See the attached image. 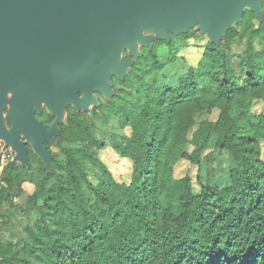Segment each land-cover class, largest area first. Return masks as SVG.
Wrapping results in <instances>:
<instances>
[{
    "label": "trees",
    "instance_id": "obj_1",
    "mask_svg": "<svg viewBox=\"0 0 264 264\" xmlns=\"http://www.w3.org/2000/svg\"><path fill=\"white\" fill-rule=\"evenodd\" d=\"M253 20L207 39L195 66L178 53L196 29L141 46L91 115L67 107L48 167L31 148L30 169L0 161V209L23 196L29 220L18 243L0 240V264H264V0ZM210 146L231 158L224 181L202 179ZM107 147L131 162L127 182L101 160ZM180 160L193 178L175 176Z\"/></svg>",
    "mask_w": 264,
    "mask_h": 264
},
{
    "label": "water",
    "instance_id": "obj_2",
    "mask_svg": "<svg viewBox=\"0 0 264 264\" xmlns=\"http://www.w3.org/2000/svg\"><path fill=\"white\" fill-rule=\"evenodd\" d=\"M261 9L262 0H0V137L16 150L13 161L29 165L30 147L48 167L45 143L65 121L44 124L35 114L71 106L91 115L97 94H113L111 78H123L141 46L196 24L216 42L247 10Z\"/></svg>",
    "mask_w": 264,
    "mask_h": 264
},
{
    "label": "rangeland",
    "instance_id": "obj_3",
    "mask_svg": "<svg viewBox=\"0 0 264 264\" xmlns=\"http://www.w3.org/2000/svg\"><path fill=\"white\" fill-rule=\"evenodd\" d=\"M258 22L256 20L251 21L249 24L243 22L242 20L240 22L234 23L233 25L238 27L239 29H246L248 26L255 27L257 26ZM193 29L197 30V24L193 26ZM147 35L152 36L153 33H148ZM208 36L206 34H201V37L195 40H190V45L188 47L182 48L179 51V55H182L186 58V60L192 64L193 66L196 65L202 48L204 44L207 41ZM244 47V40L241 38L240 40L235 41L232 43V49L234 52H237L238 50L242 49ZM126 52H124L125 54ZM8 105L5 108L3 115L5 116L7 111ZM46 108V107H45ZM90 108H93V104H90ZM254 110L257 112H264V104L262 103H256L254 105ZM78 109H81V107H78ZM54 117H59L62 120L65 121L66 112L62 113H55L53 115ZM217 117V111H214L212 114L209 115V118L215 119ZM108 121V120H107ZM3 123L6 127H9V124L6 123L3 120ZM97 125L104 128V126H109L111 122H101L100 120L97 121ZM106 124V125H105ZM0 152L4 153L5 156H9L14 159L16 150L10 146L6 145L5 138L0 137ZM211 156V160L208 162L207 157ZM100 158L101 160L107 165V167L112 172L113 176L119 180L127 182L129 180L130 174H131V162L128 159L120 158L115 152L111 150V148L107 147L105 149L100 150ZM200 162L202 164V179L203 181H206V175L208 174V171L214 170V181H224L227 177V170L231 166V158L226 155L223 152H219L218 150L214 149L213 147L206 148L201 155ZM28 168H31V165H27ZM196 172V167L186 160H180L176 165L174 169V173L176 177H181L184 174L188 173L194 177ZM33 171L28 172V176L32 174ZM23 188L27 192H32L33 185L30 183H24ZM24 197H17L13 205L5 204L0 209V240H11L13 242L18 243L23 234H24V227L29 222L28 217L21 213L20 209L17 207V205L21 204L24 201Z\"/></svg>",
    "mask_w": 264,
    "mask_h": 264
},
{
    "label": "flooded vegetation",
    "instance_id": "obj_4",
    "mask_svg": "<svg viewBox=\"0 0 264 264\" xmlns=\"http://www.w3.org/2000/svg\"><path fill=\"white\" fill-rule=\"evenodd\" d=\"M97 96H98V94H97ZM67 107H69V106H67ZM67 107H66V110H67ZM42 112H45V113L48 114L50 117H52V120H51V122H49V123H45V122H43V121L40 120V119H38V120L42 121L44 124H51L52 121H53V119H54V116L50 115L45 107L42 108V111H41L40 113H36L35 116H36V115H39V114H42ZM36 117H37V116H36ZM37 118H38V117H37ZM46 143H47V142H46ZM46 143H45V144H46ZM46 146H47V145H46ZM28 148H30V147H28Z\"/></svg>",
    "mask_w": 264,
    "mask_h": 264
},
{
    "label": "built area",
    "instance_id": "obj_5",
    "mask_svg": "<svg viewBox=\"0 0 264 264\" xmlns=\"http://www.w3.org/2000/svg\"><path fill=\"white\" fill-rule=\"evenodd\" d=\"M9 156H5L4 153L0 152V161L4 164Z\"/></svg>",
    "mask_w": 264,
    "mask_h": 264
}]
</instances>
